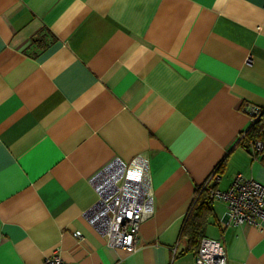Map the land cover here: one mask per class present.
I'll list each match as a JSON object with an SVG mask.
<instances>
[{
  "label": "crops",
  "instance_id": "0c3cea01",
  "mask_svg": "<svg viewBox=\"0 0 264 264\" xmlns=\"http://www.w3.org/2000/svg\"><path fill=\"white\" fill-rule=\"evenodd\" d=\"M249 107L264 109V0H0V264L56 249L65 264H194L180 233L196 188L264 185V152L237 145ZM140 154L154 214L128 253L83 214L90 178ZM203 237L227 264H264V223L231 226L224 202Z\"/></svg>",
  "mask_w": 264,
  "mask_h": 264
},
{
  "label": "built area",
  "instance_id": "2783aa9c",
  "mask_svg": "<svg viewBox=\"0 0 264 264\" xmlns=\"http://www.w3.org/2000/svg\"><path fill=\"white\" fill-rule=\"evenodd\" d=\"M251 124L264 109L248 108ZM245 132L238 136V142ZM264 144L257 141L250 148L253 158L262 155ZM214 171L208 178L217 181ZM96 192L95 203L83 214L87 222L101 235L106 245L128 253L136 250L141 224L154 214V195L145 154L134 157L129 162L114 159L89 180ZM207 181L199 186L205 188ZM212 201H221L229 211L230 225L251 224L260 227L264 223V185L256 179L237 173L228 187L222 191L209 190ZM76 237H80L76 232ZM44 264H65L57 249L44 259ZM194 264H227L224 243L221 240L202 237L194 256Z\"/></svg>",
  "mask_w": 264,
  "mask_h": 264
},
{
  "label": "trees",
  "instance_id": "16d2710c",
  "mask_svg": "<svg viewBox=\"0 0 264 264\" xmlns=\"http://www.w3.org/2000/svg\"><path fill=\"white\" fill-rule=\"evenodd\" d=\"M257 141L264 144V110L258 119L250 125L245 132V137L237 145L250 153L251 146ZM210 189L212 188H196V197L183 223L180 238L186 240L189 249L197 251L200 239L205 236L208 220L212 216Z\"/></svg>",
  "mask_w": 264,
  "mask_h": 264
}]
</instances>
